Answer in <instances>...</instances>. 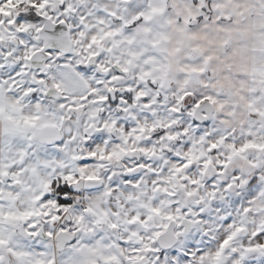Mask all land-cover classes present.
Returning <instances> with one entry per match:
<instances>
[{
  "label": "snow or ice",
  "instance_id": "1",
  "mask_svg": "<svg viewBox=\"0 0 264 264\" xmlns=\"http://www.w3.org/2000/svg\"><path fill=\"white\" fill-rule=\"evenodd\" d=\"M0 264H264V0H0Z\"/></svg>",
  "mask_w": 264,
  "mask_h": 264
}]
</instances>
